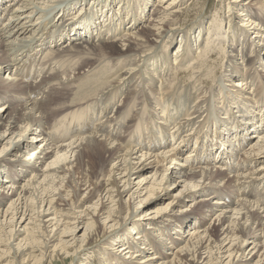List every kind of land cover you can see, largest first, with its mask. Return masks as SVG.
Returning a JSON list of instances; mask_svg holds the SVG:
<instances>
[{"label":"bare ground","instance_id":"bare-ground-1","mask_svg":"<svg viewBox=\"0 0 264 264\" xmlns=\"http://www.w3.org/2000/svg\"><path fill=\"white\" fill-rule=\"evenodd\" d=\"M222 2L0 0V264H264V0ZM230 171L218 231L187 218Z\"/></svg>","mask_w":264,"mask_h":264},{"label":"rangeland","instance_id":"rangeland-1","mask_svg":"<svg viewBox=\"0 0 264 264\" xmlns=\"http://www.w3.org/2000/svg\"><path fill=\"white\" fill-rule=\"evenodd\" d=\"M197 2L199 1V6L198 5H196V8H195V10H199V9H202V14H203V16L204 17H202V23L204 24V28L206 29L207 27H208V24H209V20L211 19V17H212V14H213V12H214V9H215V7L216 8H218V10L220 11H222V14H225V15H227L228 13H226V10H227V8H226V2L224 3V2H222L221 3V1L222 0H204L203 2H201L202 0H196ZM218 2V3H217ZM189 3V2H188ZM217 3V4H216ZM209 4V5H208ZM202 5V6H201ZM201 6V7H200ZM221 7V8H220ZM247 7V6H246ZM226 8V9H225ZM253 8H254V10L256 11V12H259V13H261L260 11H257V6L255 7V5H253ZM193 12V14H194V10H192ZM263 11V10H262ZM188 20H190V18L188 19ZM226 20V19H225ZM223 26H225V27H227L228 25H227V21H226V24H224ZM237 31H238V29H237ZM238 33H239V31H238ZM106 38H108V36L106 35L105 36ZM242 36L240 37V41L242 40ZM197 43H200V42H198L197 41ZM177 46H178V44H177ZM177 46H176V48H177ZM175 47L174 48H172V49H169V52H171V53H173V51L176 49ZM262 62V61H261ZM72 62H70V64H71ZM9 69H10V67H9ZM8 70V68H4L3 70H2V72H1V76H5V72ZM73 74V73H72ZM258 75L259 76H263L262 75V73H260L259 74V72H258ZM240 78H241V76H240ZM136 79V78H135ZM259 80V79H258ZM29 81V80H28ZM134 82V81H133ZM133 82H131L130 84H129V86L130 85H132V83ZM256 82H258V81H256ZM27 83V82H26ZM227 84H229V83H226V85ZM258 84H260V83H258ZM261 85V84H260ZM260 85H258V89L260 88L259 86ZM19 92L20 91H17L16 92V94H19ZM137 97H139V96H137ZM122 100H123V97L122 98H120L119 100H117V98H115L114 100H112L111 101V103L110 104H112V103H115L116 102V104L118 103V105L120 106L121 104H122ZM135 103H137L139 100H138V98H136L135 99ZM11 106H12V108L13 107H16L17 106V104H18V98H12V101H11ZM230 107V106H229ZM231 108V107H230ZM232 110H236L235 108H231ZM20 111H21V109L20 108H17V109H15V113H16V115H19V113H20ZM109 113V109L106 111V113ZM215 113V112H214ZM213 113V114H214ZM213 114L211 115V116H213ZM237 114H238V112H237ZM111 115H112V113H109L108 114V118H110L111 117ZM221 117L222 116H224V115H220ZM219 115L218 114H214V116H213V118L214 119H216V120H218L219 118ZM115 118V115L112 117V119H114ZM108 120V119H107ZM106 121V117H104V118H102L101 119V123H104ZM113 123H114V121H113ZM113 123L111 122V126L113 125ZM213 124V122H211V125ZM207 124H205L204 126V128H203V133H208L209 134V139H205L204 138V140H203V142H201V141H199L198 140V138H193V140H195L196 141V144H195V146L197 145V142L198 143H200L201 145H203L204 146V148H206L207 149V147L208 146H210L211 144H213V142H214V136H215V134L216 135H218V131H215V133H213L214 132V128H217V126H215L214 127V125H210V126H206ZM149 126H150V128H149V131H145L146 133H148V134H151L152 132H154L155 131V128H156V124L154 123V122H152L151 124H149ZM221 127H219L220 128V130L221 129H224L225 127L224 126H222V125H220ZM225 126L227 127V128H230L231 130H232V128H236V130L238 129V126H237V124L236 123H232L231 122V126L232 127H229L230 125L228 124V125H226L225 124ZM210 127V128H209ZM119 128V127H118ZM207 128V129H206ZM212 129V130H211ZM205 130V131H204ZM123 132V129L121 130V133ZM212 133V134H211ZM122 135H123V133H122ZM125 135V134H124ZM251 136V134H249V143H251V140H252V138L250 137ZM198 137V136H197ZM154 143V142H153ZM227 143V142H226ZM249 146V145H248ZM247 147V146H246ZM235 149H236V147H235ZM237 151H238V148H237ZM26 156H27V152H26ZM132 162H138V161H135V160H133ZM141 162H143L142 160L140 161V162H138V164L137 163H134L133 165H135V166H137L138 168L139 167H143V166H140V163ZM216 163H213V164H211V165H208L207 167L208 168H211V167H213V165H215ZM155 165H156V163L155 162H151L150 164H149V167H150V169H148L147 170V172L146 173H144V174H142V176H150L151 174H153V172H154V167H155ZM201 165H203V164H197V165H194L193 167L195 168V169H199L200 167H202ZM206 165H204V167H205ZM223 166H224V168H226L227 167V162L226 161H224L223 162ZM148 167V166H147ZM230 173H233V172H226L225 174H224V176H222V179L219 181V183H215V182H212V183H210V184H207V183H204V185H202L201 183V181H200V183H198L199 185H202V187H193V188H191V190L189 191V196H188V199L187 200H183L182 202H184L183 204H179L180 206H182V207H180V209H184V210H186V213H187V218H190V217H196V218H198L200 221H201V227H207L208 225H209V223H210V225H214L213 227H214V229H215V232L216 231H218V221L216 220V212L218 213L219 211V209L218 208H222V207H217V205H221V204H217L218 202L220 203L221 201H219V200H217V198H216V196L217 195H213V194H211V192H212V190H219V191H223V192H225L226 191V189H224V184L225 185H228V182H226V181H228L229 179H230V177L232 176V174H230ZM75 177H77V175L75 176ZM141 177V176H140ZM206 185V186H205ZM171 187V186H170ZM204 187V189H206L203 193H206V194H204V195H202V197H199V193L197 194V192L201 189L202 190V188ZM187 188H189V187H187ZM247 189H249V188H247ZM240 191V192H239ZM239 191H237L236 193H232V194H230V199H232V200H240V197H239V195L238 194H240L241 193V191L242 190H239ZM245 191H246V189H245ZM256 193L255 194H261L262 193V196L264 195L263 193H264V188H263V186H260V187H258L257 188V191H255ZM83 193H80V191H78L77 192V194L74 196V200H75V198L77 197V198H79V196H81ZM225 195V194H224ZM92 196H96L95 194H93ZM236 196H238L237 198H236ZM229 197H228V199H229ZM76 198V199H77ZM93 200H94V198H92ZM172 198H171V196H165V198H164V202L166 203L168 200H171ZM228 202V201H227ZM201 205H203V206H201ZM223 206V205H222ZM211 207H213V210L212 211H210V208ZM210 211V212H209ZM230 212L229 211H226L225 212V216H230ZM193 230V229H192ZM191 230V231H192ZM258 238V237H257ZM259 239V238H258ZM250 240H252V239H250ZM169 241V242H168ZM167 242H168V246L169 245H171L172 243L170 242L171 240H168ZM174 241H176V240H174ZM104 245V242L102 241H100L99 243H98V246H96V247H92V248H88V249H90L89 250V252H90V254L91 253H95V251L96 250H100L102 247H105V246H103ZM174 246L172 245V247H171V249H172V251L173 252H175L176 250H175V248H173ZM166 251V250H165ZM262 252H263V249L261 248V246L259 245L258 246V248H255V250H253V251H251L250 253L248 252V251H246L245 252V254H244V259H245V261L246 260H248V259H250L254 254H256V257H254V259L252 260V262L254 261V260H256L257 259V257L258 256H260L261 254H262ZM152 253H153V251H152ZM158 255L160 254V253H157ZM73 257L72 256H70V255H64V256H62V259L61 260H59V261H55L53 264H72L73 263Z\"/></svg>","mask_w":264,"mask_h":264}]
</instances>
